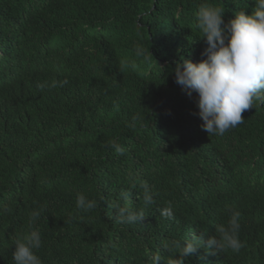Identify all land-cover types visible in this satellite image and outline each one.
<instances>
[{
	"label": "trees",
	"instance_id": "obj_1",
	"mask_svg": "<svg viewBox=\"0 0 264 264\" xmlns=\"http://www.w3.org/2000/svg\"><path fill=\"white\" fill-rule=\"evenodd\" d=\"M205 2L223 7L225 22L255 8L253 0H0V51L20 44L31 59L51 44L52 61L41 67L61 60L68 71L57 82L67 81L62 87L33 77L0 93L2 264H14L9 235L29 231L36 208L43 209L35 224L43 264H145L167 241H191L197 227L216 235L230 209L242 214L246 253L264 257V104L246 110L244 123L224 135H209L196 93L189 97L175 82L177 63L206 58L196 26ZM40 4L51 12H40ZM137 43L153 58H136ZM112 139L123 155L107 146ZM141 180L154 194L152 205ZM78 193L98 206L78 211ZM117 202L142 210L144 220L119 224ZM169 203L171 219L160 214ZM208 260L225 264L227 255L210 250ZM186 264H200V257L195 252Z\"/></svg>",
	"mask_w": 264,
	"mask_h": 264
},
{
	"label": "clouds",
	"instance_id": "obj_2",
	"mask_svg": "<svg viewBox=\"0 0 264 264\" xmlns=\"http://www.w3.org/2000/svg\"><path fill=\"white\" fill-rule=\"evenodd\" d=\"M255 8L251 14L244 10L238 11L235 18L224 20L225 9L212 3H201L196 12V26L202 33V39L207 47L201 53L199 63L184 60L177 63L173 69L175 82L189 97L196 93L195 103L198 116L203 121L202 128L209 135H224L230 129L244 123L242 114L256 106L257 102L264 104V0H253ZM40 12L48 15L50 11L42 4L37 5ZM51 20V17H49ZM20 44L8 45L7 52L0 51V93L2 90L17 88L31 83L33 77L41 82L52 83L51 87L63 86L67 81V68L59 60L48 69L41 67V60L52 61L49 55L50 46H44L37 51L40 54L28 59L27 53ZM34 52V53H35ZM133 52L136 58L152 57L149 49L137 43ZM153 58V57H152ZM34 61V65L30 64ZM46 85H39L43 89ZM139 115L134 116L128 127H135ZM107 146L115 154L123 155L125 148L116 139L108 141ZM135 186V184L133 185ZM146 205L155 203L147 181H139ZM100 200L103 197L99 198ZM121 199L127 200L128 193H121ZM98 206V200L90 199L84 193L76 196V209L90 213ZM116 209L117 222L121 225H134L144 220V212L131 207L113 205ZM43 209L36 208L29 213L30 230L19 234L13 232L10 239L15 240V250L12 253L14 264H43L36 252L42 247V233L35 227L41 218ZM162 217L171 219L174 209L171 203L160 210ZM241 212L229 210L226 224L216 226V235L210 236V230H200L198 227L192 234V240L183 246L176 240H170L163 245V254L156 251L145 264H186L187 258L195 252L200 257V264L209 263L210 250L214 253H238L244 246L239 237L241 228ZM199 248V250H198ZM198 250V251H197ZM175 255H171L174 253ZM170 253V255L168 254ZM5 259L3 245H0V264Z\"/></svg>",
	"mask_w": 264,
	"mask_h": 264
},
{
	"label": "bare ground",
	"instance_id": "obj_3",
	"mask_svg": "<svg viewBox=\"0 0 264 264\" xmlns=\"http://www.w3.org/2000/svg\"><path fill=\"white\" fill-rule=\"evenodd\" d=\"M247 248L248 247H246L245 245L241 248V250L239 251L241 253L238 259L235 260L236 264H264V257L262 255L261 258H259L253 253H246ZM222 254L227 255V261H225V264L234 259L231 257V254H234V252L230 250L228 252H222Z\"/></svg>",
	"mask_w": 264,
	"mask_h": 264
}]
</instances>
